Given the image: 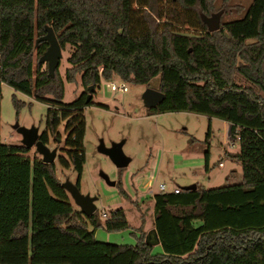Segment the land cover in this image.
<instances>
[{
  "label": "trees",
  "instance_id": "16d2710c",
  "mask_svg": "<svg viewBox=\"0 0 264 264\" xmlns=\"http://www.w3.org/2000/svg\"><path fill=\"white\" fill-rule=\"evenodd\" d=\"M228 1L221 15L240 14L208 31L200 13L219 10L215 0H0V92L5 83L50 103L39 133L45 144L49 136L58 141L65 121L66 153L56 162L77 172L79 188L83 108L92 101L85 92L61 101L64 82L77 75L87 91L102 79L148 85L159 76L164 98L149 113L188 111L228 122L242 172L237 184L155 193L162 252H153L141 226L134 244L97 240L99 228L128 227L124 210L86 217L61 187L55 161L30 158L27 147L0 139V264H264V0L233 9ZM46 25L61 48L71 46L64 77L59 62L49 75L39 61ZM11 100L18 115L26 103L15 94ZM116 185L131 199L120 180Z\"/></svg>",
  "mask_w": 264,
  "mask_h": 264
},
{
  "label": "rangeland",
  "instance_id": "374dc122",
  "mask_svg": "<svg viewBox=\"0 0 264 264\" xmlns=\"http://www.w3.org/2000/svg\"><path fill=\"white\" fill-rule=\"evenodd\" d=\"M250 1L229 0L227 4L228 8L233 9L237 4L245 6ZM223 3V0L214 2L219 9L222 8ZM239 14L232 10L223 13L220 19L221 21L230 20ZM70 51L69 44L62 48L58 67L62 77H64L65 69L69 67L67 57ZM35 65L36 55L33 58V66ZM111 82L116 84L123 82L126 89L111 90L109 86ZM158 84L159 76L152 78L148 85L134 84L117 77L108 81L102 79L91 92L92 104L83 108L85 131L82 143L85 162L79 178V190L82 194L96 196L95 205L101 220L105 218L101 216L102 211L108 214L111 209L121 207L128 222V227L118 232L97 229L95 231L97 240L116 244H134L133 233L138 235L136 228L141 226L146 232L154 229L153 195L159 191V183H164L166 190H170L174 186L184 187L195 184L197 181L198 188L203 189L225 185L222 184L226 183V181L223 182L225 177L229 179V183H233L235 178L242 175L240 164L236 168V173L229 175L231 161L224 155L223 150L226 148L236 150L238 143L231 134L228 122L188 111L149 113L142 94L146 87L157 89ZM84 92L88 93L81 84L80 75H77L74 82H64V95L61 101L70 103ZM12 94L26 103L19 109L18 115L12 104ZM49 107L51 105L48 101H38L33 96L15 92L13 88L3 83L0 92L1 141L22 144L21 135L14 128L16 123L24 127L35 126L40 133L45 127L44 116ZM64 122L62 121L58 126V141L49 136L47 143L50 149L56 150L57 155L66 153ZM100 139L105 145L124 139L123 152L131 158L128 165L117 168L108 156L100 153L97 150ZM206 153L209 155L207 170L205 166L191 164L192 159L199 157L202 164L205 163ZM150 154H157L158 167H155V162L150 163L153 158L151 156L148 160L149 164H146ZM26 155L30 158H41L34 147L28 148ZM187 159L189 161H186ZM219 161L224 163L223 167L218 165ZM184 163L189 166L186 175H190V179L181 177L179 174ZM183 170L186 172V169L183 168ZM56 174L61 182L65 179L76 182L78 178L77 172L71 167L63 168L57 162ZM102 174L108 176L110 181H114L115 185L107 184ZM119 180L121 188L130 195L131 199L120 192V188L116 185ZM191 180L194 182H190ZM70 202L75 209H79L71 197ZM153 252H161L160 245H156Z\"/></svg>",
  "mask_w": 264,
  "mask_h": 264
},
{
  "label": "water",
  "instance_id": "95a60500",
  "mask_svg": "<svg viewBox=\"0 0 264 264\" xmlns=\"http://www.w3.org/2000/svg\"><path fill=\"white\" fill-rule=\"evenodd\" d=\"M221 13V9L213 11L210 14H205L203 12L200 13L201 19L206 24L208 31H213L221 27ZM45 29L46 32L41 35L38 39L48 41V45L43 54L40 56L39 61L46 62L49 75H53L56 65L58 64L59 59L61 58L62 48L52 26L46 25ZM93 90L94 87L92 85L88 86V94L86 96V100L91 99V92ZM163 98V92L151 87H146L142 94V99L146 108L156 106ZM14 128L21 135V143L23 146L27 148L34 147L36 151L41 155V160L45 163H51L55 161V159L57 158L56 150L50 149L47 144H45L42 140L39 139V131L37 127H24L16 123L14 125ZM124 142L125 140L121 139L119 141H113L109 145H105L103 140L100 139L97 146V150L100 153L108 156L117 168H123L127 166L131 160V158L123 152L122 147ZM102 176L107 182V184L115 185V182L110 181L108 179V176H106L105 174H102ZM61 187L64 188L66 192H68L75 205L79 208L80 213L88 217L96 211V196L82 194L79 190V187L74 182H71L68 179H65L61 182ZM183 188L195 189L196 184H190L184 186ZM149 234L150 233L146 235V239L153 244L154 241L149 239Z\"/></svg>",
  "mask_w": 264,
  "mask_h": 264
},
{
  "label": "crops",
  "instance_id": "0c3cea01",
  "mask_svg": "<svg viewBox=\"0 0 264 264\" xmlns=\"http://www.w3.org/2000/svg\"><path fill=\"white\" fill-rule=\"evenodd\" d=\"M229 124V123H228ZM230 125V124H229ZM231 127V125L229 126V128ZM238 151V148L236 149V150H229L228 148H226V149H224L223 150V152H224V155H226L229 159H230V163H231V168H230V173H229V175L231 176L232 174H234V173H236V168H237V166L240 164L239 163V161H237L236 160V158L233 156V154H235L236 152ZM150 156L151 157H153L151 160H150V163L151 164H153V162H155V164H156V166L155 167H158L157 165H158V161H159V159H157V154H155V155H152V154H150L149 155V157H148V159H147V161H146V164L148 165L149 163H148V160L150 159ZM205 156H207V161H206V163H203L202 164V160L200 159V157L198 158V159H192V162L193 163H191V164H196L197 166H205V169L207 170L208 169V153H206V155ZM204 156V157H205ZM154 159V160H153ZM191 160V159H190ZM186 161H189L188 159L186 160ZM219 163H221V165L220 164H218L219 166H221V167H223L224 166V163L222 162V161H219ZM190 164V165H191ZM205 164V165H204ZM145 166V165H144ZM183 168L184 169H186V172L183 170ZM188 170H189V166L187 165V163H184V165H183V167H182V169H180V172H179V174H180V176L181 177H184V178H187V179H190V175L188 176V175H186V174H188ZM193 172V171H192ZM242 176V175H241ZM241 176H238V178L236 179H234L235 181H233V183H229V179L228 178H223L222 180H223V182H225L226 181V183H222V184H225V185H231V184H237V183H240L241 182ZM239 178H240V180H239ZM190 182H194V180H191ZM195 184H196V187L198 188V185H197V181H195ZM222 186H224V185H222ZM180 188V185H177V186H174V188ZM217 187H219V186H217ZM209 188H213V187H207V188H203V189H209ZM150 192H151V190H150ZM199 224V223H198ZM144 230V229H143ZM145 231V230H144ZM146 232V231H145ZM148 232V231H147ZM146 232V233H147ZM148 233H150L149 234V239H151V240H153L154 242H153V249L156 247V245H160L159 244V242H158V240H157V235H156V232H155V229H151ZM147 233V234H148ZM146 234V235H147ZM161 247V246H160ZM161 252H162V249H161Z\"/></svg>",
  "mask_w": 264,
  "mask_h": 264
},
{
  "label": "built area",
  "instance_id": "2783aa9c",
  "mask_svg": "<svg viewBox=\"0 0 264 264\" xmlns=\"http://www.w3.org/2000/svg\"><path fill=\"white\" fill-rule=\"evenodd\" d=\"M109 86H110V89L111 90H119V91H124L125 89H126V85L123 83V82H121V83H119V84H116V83H114V82H111V83H109ZM232 145H233V143H232ZM220 165H221V163H219ZM158 190L159 191H173V192H178L179 191V188H173V189H170V190H166V186H165V184L164 183H159L158 184ZM101 216L102 217H105L106 216V212L105 211H102L101 212Z\"/></svg>",
  "mask_w": 264,
  "mask_h": 264
}]
</instances>
